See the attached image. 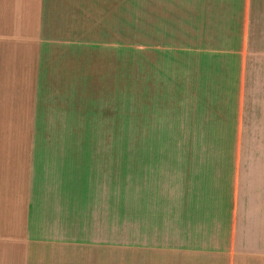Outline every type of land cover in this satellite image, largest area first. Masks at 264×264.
<instances>
[{
  "label": "crops",
  "instance_id": "1",
  "mask_svg": "<svg viewBox=\"0 0 264 264\" xmlns=\"http://www.w3.org/2000/svg\"><path fill=\"white\" fill-rule=\"evenodd\" d=\"M250 3L213 22L205 8L201 25L226 43L197 70L207 86L219 75L238 122L260 69ZM102 5L0 0V263L264 264V160L237 146L145 148L157 155L156 223L119 239L116 44L97 34Z\"/></svg>",
  "mask_w": 264,
  "mask_h": 264
},
{
  "label": "rangeland",
  "instance_id": "2",
  "mask_svg": "<svg viewBox=\"0 0 264 264\" xmlns=\"http://www.w3.org/2000/svg\"><path fill=\"white\" fill-rule=\"evenodd\" d=\"M101 1L97 34L102 43L116 44L118 237L141 238L149 233L141 228L157 218V200L150 197L157 182V155L145 148L216 143L237 146L232 153L238 158L264 160V102L256 101L264 99V0L250 3L255 51L250 64L260 69L249 93L254 100L247 102L240 122L234 105L223 101L219 75L214 78L212 72L210 79L217 83L207 86V74L203 79L204 71L197 70L211 64L206 49L226 43L215 38L213 23L206 37L203 33L209 0ZM220 1V6L216 0L208 3L209 21L216 9L219 20L239 17V0Z\"/></svg>",
  "mask_w": 264,
  "mask_h": 264
}]
</instances>
